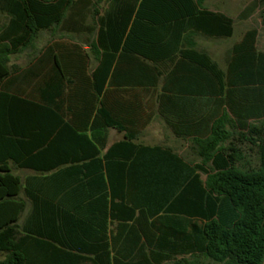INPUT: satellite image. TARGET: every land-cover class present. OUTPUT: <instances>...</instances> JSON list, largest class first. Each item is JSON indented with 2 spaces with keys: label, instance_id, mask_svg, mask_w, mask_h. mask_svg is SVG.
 Masks as SVG:
<instances>
[{
  "label": "trees",
  "instance_id": "16d2710c",
  "mask_svg": "<svg viewBox=\"0 0 264 264\" xmlns=\"http://www.w3.org/2000/svg\"><path fill=\"white\" fill-rule=\"evenodd\" d=\"M205 1L0 0L8 20L0 25V264H263L264 122L250 121L264 120V51L258 31H248L224 72L197 50L195 34L235 32L234 20ZM85 9L93 39L81 100L66 85L78 61L60 45L40 50L18 77L29 89L2 86L14 56L36 48L43 31L78 32ZM55 71L57 85L48 79ZM208 79L236 120L217 114L210 137L196 142L200 164L161 147L131 152L135 89L159 101L161 84L166 92ZM231 88L247 97L245 109L229 101ZM67 103L72 122L63 124L62 113L51 123ZM109 129L126 140L108 148ZM243 143L258 149V168L239 166ZM15 168L37 175L24 182ZM165 218L169 234L153 235Z\"/></svg>",
  "mask_w": 264,
  "mask_h": 264
},
{
  "label": "crops",
  "instance_id": "0c3cea01",
  "mask_svg": "<svg viewBox=\"0 0 264 264\" xmlns=\"http://www.w3.org/2000/svg\"><path fill=\"white\" fill-rule=\"evenodd\" d=\"M230 6L231 0H206L204 4L206 10L213 13H222L232 18L228 15ZM83 13V19L81 17L79 18L80 28L78 32L68 30L66 27L43 31L40 33L35 43L36 48L25 51V53L21 55L14 56L10 64L13 68V73L2 86L11 87L12 91H15L17 87L28 88L27 86L29 83L27 81H18V77H20L22 72L33 66L36 57L39 58L43 55L39 53L40 50L60 45V48L64 50V52L67 50L69 51L62 54L68 61H78V64H76L78 70L72 71L73 75L67 77L66 85L67 91L72 92L75 96L78 95V99L81 100L82 94L85 93L86 79H88L90 74V71L86 67V56L90 54L89 45L93 39L89 35L88 30L89 26L92 25V18L89 16L86 9ZM7 21L6 16L0 14V25ZM233 37L211 38L201 34H195L191 37L190 41L197 45V50L206 52L214 62L218 63L220 69L226 72L231 58L232 48L234 45L240 43L244 36L231 47L225 48V41ZM187 48L186 46L185 49ZM24 54L27 55L28 62L26 66L23 67L19 63V58L24 56ZM82 59L83 65L81 63ZM95 65H97V63H95ZM52 68V64H50L49 69H51V71ZM210 73H214L213 70H211ZM48 77L50 83H54V85L58 84L59 78L57 77L56 71L50 72ZM135 90L141 93V97L130 104L132 123L131 133L128 135L131 137V144L137 146V148L131 147V152H150L148 150L145 151L143 148L161 147L172 150V152L177 153L183 157L186 162L192 165L200 164V161L194 162L187 159L181 152H192L198 157L196 152H199V147L196 142L199 140H206L210 137L212 127L216 122L217 114L222 117L225 113L229 112L230 117L236 120L232 113H230L228 105L222 102L227 97L226 93L223 95H216L217 89L213 80L209 81L208 79L205 83L203 82L200 85L196 84L190 87L176 84L170 86L166 92H164L163 85L161 84L159 88L161 95L159 101L147 93L146 90L148 89L146 88H137ZM241 91L240 88L238 90L231 88L229 101L234 107L245 109L248 104V99L244 94H241ZM80 106H82V103H79V108ZM62 113L66 114L64 118H61L62 123L70 124L73 118L68 103L63 107L62 112L59 110L57 111L56 115H58V117L51 119L50 122L61 123L60 115H62ZM253 122H255V120L250 121V123ZM79 124L84 125V121L82 122L80 119ZM53 138L54 136L51 139ZM125 140V133H120L115 129H109L108 148ZM106 151H104L103 154ZM17 170L24 173L25 176L23 177L14 171L24 182L28 177L37 175L36 171L29 169ZM203 179L205 180L206 177H203ZM30 212L31 203L28 202V208L23 215L22 221L27 218ZM169 221V218L163 219L162 223H164V225H159V230L152 229V234L157 237L165 234L168 235L170 231ZM150 222H152V220ZM114 224L117 223L111 225V233L109 235H115L117 232ZM109 249H111V247H109Z\"/></svg>",
  "mask_w": 264,
  "mask_h": 264
},
{
  "label": "rangeland",
  "instance_id": "374dc122",
  "mask_svg": "<svg viewBox=\"0 0 264 264\" xmlns=\"http://www.w3.org/2000/svg\"><path fill=\"white\" fill-rule=\"evenodd\" d=\"M108 5L104 2L101 4L100 8L104 12ZM252 9V12L247 18L241 19V15L245 10ZM228 15L231 16L235 21V34L234 37L228 41H225L224 46L231 47L235 42L241 39L248 31L257 30L258 31V41L257 47L260 51H264V0H231L230 10ZM27 55L24 54L19 58V63L24 67L27 64ZM263 121H255L252 124H259ZM243 150V160L240 162L239 166L242 169H253L258 168L260 165L259 152L258 149L249 143H243L240 145ZM183 156L187 157L194 162H199L198 158L192 152H181ZM15 173L25 176L23 172L18 171L15 168ZM205 178V176H203ZM2 259L4 256L1 257Z\"/></svg>",
  "mask_w": 264,
  "mask_h": 264
},
{
  "label": "water",
  "instance_id": "95a60500",
  "mask_svg": "<svg viewBox=\"0 0 264 264\" xmlns=\"http://www.w3.org/2000/svg\"><path fill=\"white\" fill-rule=\"evenodd\" d=\"M263 264H264V261H263Z\"/></svg>",
  "mask_w": 264,
  "mask_h": 264
}]
</instances>
